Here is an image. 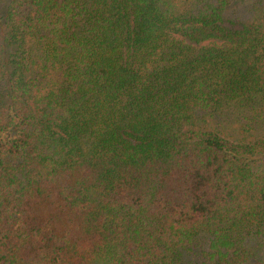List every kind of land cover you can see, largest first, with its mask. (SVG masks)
I'll use <instances>...</instances> for the list:
<instances>
[{"label": "trees", "instance_id": "16d2710c", "mask_svg": "<svg viewBox=\"0 0 264 264\" xmlns=\"http://www.w3.org/2000/svg\"><path fill=\"white\" fill-rule=\"evenodd\" d=\"M0 264H264V0H0Z\"/></svg>", "mask_w": 264, "mask_h": 264}]
</instances>
